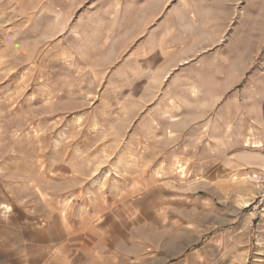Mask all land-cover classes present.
Masks as SVG:
<instances>
[{"label":"rangeland","instance_id":"374dc122","mask_svg":"<svg viewBox=\"0 0 264 264\" xmlns=\"http://www.w3.org/2000/svg\"><path fill=\"white\" fill-rule=\"evenodd\" d=\"M0 264H264V0H0Z\"/></svg>","mask_w":264,"mask_h":264},{"label":"crops","instance_id":"0c3cea01","mask_svg":"<svg viewBox=\"0 0 264 264\" xmlns=\"http://www.w3.org/2000/svg\"><path fill=\"white\" fill-rule=\"evenodd\" d=\"M1 207H2V208H5L6 210H10V209H11V207H10L9 205L5 204V203H3V204L1 205Z\"/></svg>","mask_w":264,"mask_h":264},{"label":"bare ground","instance_id":"6f19581e","mask_svg":"<svg viewBox=\"0 0 264 264\" xmlns=\"http://www.w3.org/2000/svg\"><path fill=\"white\" fill-rule=\"evenodd\" d=\"M243 203H246L245 200L242 201Z\"/></svg>","mask_w":264,"mask_h":264}]
</instances>
